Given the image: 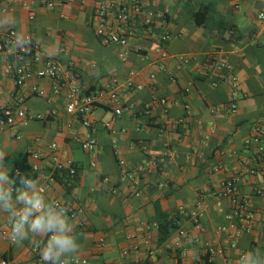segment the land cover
<instances>
[{
  "label": "crops",
  "instance_id": "1",
  "mask_svg": "<svg viewBox=\"0 0 264 264\" xmlns=\"http://www.w3.org/2000/svg\"><path fill=\"white\" fill-rule=\"evenodd\" d=\"M51 1L52 8H47L40 0H1L0 10L13 12L34 40L43 38L55 45L47 56L72 72L84 91L101 89L116 78L121 83L122 102L137 107L136 112H124L119 118L97 107L94 132H90L79 117L67 113L64 90L54 94V83L49 80L28 81L17 87L5 73L12 54L0 53V105L25 114H16L11 129L0 130L4 165L10 174L8 158L27 154V163L37 166L34 180L46 196L83 211L84 229L75 221L82 245L79 260L86 264H237L246 250L260 248L264 252V175H249L240 164L241 158L254 157L253 150L244 148L253 126L264 130V19L259 18L264 0H139L167 22L161 30L170 35L164 61L155 51L156 40L141 29L127 48L100 42L91 18L98 4L113 0ZM6 32L0 30V41ZM134 46H140L139 54L133 51ZM122 51L125 61L118 57ZM208 58L223 59L233 67L239 80L236 111L228 110L230 86L220 82L213 87L218 76L200 72ZM131 71L136 86L126 89ZM153 83L156 95L166 98V105L153 102ZM33 86L43 91V96L34 94ZM146 105H150V115L143 111ZM214 107L220 108L217 116L210 113ZM111 120L112 127L105 128L103 123ZM88 136L98 146L93 169L90 155L81 148ZM51 145H56L62 161L72 162L77 169L72 184L66 178L49 180ZM119 159L128 170L150 159L160 160L157 170L140 176L139 197L131 195L130 179L120 180ZM105 177L110 179L106 184ZM230 179L236 180L238 189L234 202L222 195L223 183ZM201 195L205 212L197 227L178 209L191 212ZM243 201L248 203L251 227L231 239V232L219 228L232 221L240 223L233 211ZM156 207L179 221L164 242L158 229L149 232L154 251L149 256L140 241L133 243L128 237L134 234L139 238L142 224L157 223ZM7 231L5 217L0 214V260L36 264L39 238L13 243ZM208 245L221 248L223 255L209 257Z\"/></svg>",
  "mask_w": 264,
  "mask_h": 264
},
{
  "label": "built area",
  "instance_id": "2",
  "mask_svg": "<svg viewBox=\"0 0 264 264\" xmlns=\"http://www.w3.org/2000/svg\"><path fill=\"white\" fill-rule=\"evenodd\" d=\"M40 3L47 7L52 8L53 4L51 0H40ZM1 4V0H0ZM260 19H264V13L260 14ZM167 25L166 20L162 15H154L148 11L146 5L139 0H131L124 2L122 0H113L103 2L97 5L95 14L91 18V26L103 45L115 44L121 48H127L130 40L136 35V30L141 29L149 32V35L156 40V53L159 55L161 61L168 58V53L165 49L166 44L170 40V35L166 31H161ZM34 40V39H33ZM35 41V40H34ZM10 51L12 54V60L8 61L5 67V73L10 76L17 87L24 86L28 81H40L49 80L54 83L53 93L58 94L61 90L65 91V107L68 114L75 115L80 118L82 126L88 129L90 132H94V119L93 112L97 107H104L110 110L113 114V118H119L124 112H136L137 107L134 104H124L120 97L121 83L118 79L113 78L103 88L94 91H84L77 81V78L72 72L68 71L57 59L47 56L42 53L40 45L33 44L31 50L22 49L16 50L10 43V32L7 31L2 40L0 41V53ZM133 51L139 54L141 51L140 46H134ZM121 61H125L126 53L122 51L118 54ZM163 65H160V69ZM179 69V68H178ZM200 72L208 76L209 74H216L218 80L212 82V86L215 87L218 83H226L230 86L232 92V99L228 104V110L234 112L237 109V104L234 101L235 95L239 89V80L233 72V67L223 59L208 58L200 67ZM135 73L131 71L129 78L125 81L126 89H134ZM174 82L175 80L172 79ZM152 90L154 91L153 102L161 105H166V98L156 95V87L152 84ZM32 91L37 96H43L37 86H33ZM186 92L188 89L185 90ZM189 112L188 106H185ZM145 115H150V105H146L143 108ZM210 113L213 116H217L220 113V108H211ZM16 114L24 117L25 114L22 111H14L13 108L0 105V130L11 129L16 120ZM39 117V116H38ZM178 123H182L179 120ZM113 125V120L103 123V126L110 129ZM264 130L258 125H254L252 128V134L244 141L245 150H253L254 157L241 158L240 164L246 169L247 174L254 175L256 173H263L264 175V146L262 144ZM203 136V135H202ZM207 139V135L203 136ZM20 139L19 136L16 137ZM50 155V169L51 174L49 180L53 181L55 175L61 176L63 173H67L68 176L73 179L77 176V169L72 165V162L62 161L60 156L56 153V145H51ZM81 148L88 153L91 157L90 166L96 168V159L98 154V146L96 140L92 136H88L81 142ZM160 164V160L150 159L141 166L128 170L126 163L123 159L118 160L120 167L121 181L130 179L131 195L139 197L140 190V176L148 175L157 170ZM32 170H35L37 166L32 165ZM17 173V172H16ZM109 178H103V183L109 182ZM115 192V188L112 190ZM238 194L236 186V180L230 179L223 183L222 195L235 201ZM58 203V202H57ZM68 208V215L77 222L78 227L84 229L87 224L86 219L83 216L81 209L66 206ZM205 207L204 198L199 196L196 200L194 210L191 212H185L183 207L178 209V213L190 216L195 225L199 227V222L204 217ZM234 217L238 218L239 224L233 221L229 223L227 227L219 228L220 232H231L229 238L234 239L238 237L242 232L250 230L251 225V213L249 211L247 202H240L234 209ZM230 219L231 217L228 216ZM152 229H158L157 223L142 224L140 228L139 238L136 235H129L128 239L134 243L135 240L140 241L147 249L148 255L153 256L150 239L148 237L149 232ZM181 234H184L181 232ZM10 240V239H9ZM11 241V240H10ZM103 240H100L102 243ZM234 244L232 245V247ZM134 248L136 246L134 245ZM36 251V249H34ZM127 251L123 254L127 255ZM206 253L209 257L222 256L223 250L212 245L207 246ZM69 263L77 264L76 260H72ZM0 264H13L7 259H1ZM36 264H42L40 259ZM79 264H86V261L79 260ZM116 264V263H107Z\"/></svg>",
  "mask_w": 264,
  "mask_h": 264
},
{
  "label": "clouds",
  "instance_id": "3",
  "mask_svg": "<svg viewBox=\"0 0 264 264\" xmlns=\"http://www.w3.org/2000/svg\"><path fill=\"white\" fill-rule=\"evenodd\" d=\"M0 30L10 32V43L16 50H31L35 43L44 48L45 55H51L50 50L55 47L43 38L34 41L7 9L0 10ZM5 157L6 153L0 150V214L5 217L8 238L13 243L39 238L42 264H69L71 259L79 264L82 245L68 208L48 198L38 181L19 172L16 178L11 177L4 165ZM237 264H264V252L260 248L246 250Z\"/></svg>",
  "mask_w": 264,
  "mask_h": 264
},
{
  "label": "trees",
  "instance_id": "4",
  "mask_svg": "<svg viewBox=\"0 0 264 264\" xmlns=\"http://www.w3.org/2000/svg\"><path fill=\"white\" fill-rule=\"evenodd\" d=\"M28 155H17L13 157H9L8 160L11 162L12 170L10 171V176L16 178V172L21 173L29 177L30 179H34L35 174L31 168V166L27 163ZM66 178V182L72 184L75 178L71 179L67 173H63L61 176L55 175L54 179L58 181H63ZM66 184V183H64ZM18 186V184H17ZM156 215H157V225L158 232L160 236V241L164 242L165 239L177 228V222L179 221L177 217L169 218V216L165 213H162L156 207Z\"/></svg>",
  "mask_w": 264,
  "mask_h": 264
}]
</instances>
